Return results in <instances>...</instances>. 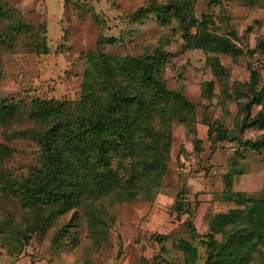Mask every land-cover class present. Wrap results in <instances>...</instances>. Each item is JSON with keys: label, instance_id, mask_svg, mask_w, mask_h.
Here are the masks:
<instances>
[{"label": "rangeland", "instance_id": "374dc122", "mask_svg": "<svg viewBox=\"0 0 264 264\" xmlns=\"http://www.w3.org/2000/svg\"><path fill=\"white\" fill-rule=\"evenodd\" d=\"M172 0H3L18 19L30 25L10 46H0L2 79L0 96L29 102L34 98L68 99L81 97L87 55L103 52L121 56L146 53L160 44L173 54L166 68L171 90L184 94L196 104L197 122L192 126L175 122L168 170L158 192L150 200L110 205L104 220L108 228L92 242L84 220V209L71 214L77 223L72 239L64 248L46 237L34 235L20 252L14 230L0 233V264H15L26 252L38 264H185L180 241L198 250L196 264L207 258L197 235L213 233L222 238L221 229L251 230L253 218L247 197L264 195L262 152L240 146L232 137L255 141L264 131L243 128L240 105L249 101L252 73L258 88L264 87V0H197L194 12L200 19L209 17L217 33L230 37L240 48L237 56L221 55L229 73L232 96L222 92L202 50H186L178 24L161 25L152 13H140L153 4L163 6ZM7 27L0 20V29ZM115 38V43L108 40ZM45 40L47 49L38 48ZM214 81L215 96L208 101L202 93L204 82ZM239 90V94L235 93ZM261 109L254 106L252 116ZM221 123L229 139L214 142L209 125ZM201 141L198 155L194 143ZM0 143H8L0 132ZM15 152L7 160L8 171L25 178L36 169V147L28 140H14ZM231 178V181L228 180ZM228 188V186H230ZM183 196L179 198V193ZM22 208L17 201L0 193V219L19 224ZM106 233V234H105ZM52 241V242H51ZM22 243V242H21ZM29 259L20 264H29ZM250 264H264V248Z\"/></svg>", "mask_w": 264, "mask_h": 264}, {"label": "trees", "instance_id": "16d2710c", "mask_svg": "<svg viewBox=\"0 0 264 264\" xmlns=\"http://www.w3.org/2000/svg\"><path fill=\"white\" fill-rule=\"evenodd\" d=\"M196 2L172 0L165 6L153 4L140 13H153L164 26L176 22L184 48L208 55L207 63L219 87L231 97L235 88L230 87L229 73L220 56H237L240 48L230 37L217 33L209 17L196 16ZM0 20L7 23L0 29V46H12L30 30V25L18 19L3 0ZM38 42V48L47 49L45 40ZM108 42L115 43L116 39ZM260 45L264 50V42ZM172 58L162 44L135 56L91 52L78 101L37 97L25 102L0 96V132L8 142L0 143V193L14 198L22 208L17 226L12 227L10 219H0V233L18 229L13 238L21 245L20 252L34 235L46 237L50 231H54L51 240L59 247L64 248L67 240L78 243L72 239L71 228L77 223L71 214L79 209H84L87 238L92 242L108 228L104 220L107 201L112 205L150 200L158 192L168 170L173 124L192 126L197 122L196 104L167 85L166 68ZM258 84L253 72L250 82L245 83L249 101L240 105L242 127L264 131V87L258 88ZM215 87L214 81L203 83L206 100L214 98ZM254 106L261 109L252 116ZM208 135L214 142L230 138L219 122L209 125ZM232 138L240 146L261 151L264 160V134L255 141ZM14 140H28L36 147L37 166L28 177L17 178L8 171L7 160L15 152ZM194 149L196 154L201 153L200 140L194 143ZM182 196L183 191L179 198ZM246 201L253 218L251 230L226 226L218 240L213 233L197 235L196 227L191 226L207 251L203 264H250L264 248V195L249 196ZM180 249L185 264L197 263L196 247L180 241ZM24 258L31 264L36 262L26 252Z\"/></svg>", "mask_w": 264, "mask_h": 264}, {"label": "crops", "instance_id": "0c3cea01", "mask_svg": "<svg viewBox=\"0 0 264 264\" xmlns=\"http://www.w3.org/2000/svg\"><path fill=\"white\" fill-rule=\"evenodd\" d=\"M27 258H24V259H21V260H17V262L15 263V264H20L23 260H26ZM29 262H30V260H29ZM29 264H31V263H29ZM35 264H38V262L36 263L35 262Z\"/></svg>", "mask_w": 264, "mask_h": 264}]
</instances>
